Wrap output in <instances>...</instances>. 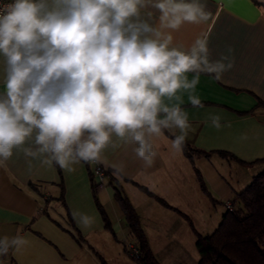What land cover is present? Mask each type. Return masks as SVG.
I'll return each instance as SVG.
<instances>
[{"label": "crops", "instance_id": "0c3cea01", "mask_svg": "<svg viewBox=\"0 0 264 264\" xmlns=\"http://www.w3.org/2000/svg\"><path fill=\"white\" fill-rule=\"evenodd\" d=\"M155 2L145 0L139 19L159 28L161 13L153 6ZM185 2L201 5L208 18L184 22L176 30L161 29L172 35L171 47L188 52L198 37L206 36L208 61L221 62L226 68L218 79L216 74L200 72L194 90H181L177 93L180 100L165 99V103L179 104L187 114L190 127L185 144L205 155L195 154L193 166L183 148L177 151L172 147L174 136L180 134L173 127L149 138L156 153L150 166L136 155L134 142L113 135L100 161H81L68 170L46 162L50 153L39 151L34 130L24 144L13 148L9 160L0 161V238L19 236L24 241L0 255V264H95L94 239L108 234L118 240L129 230L109 178L95 199L92 176L96 166L119 181L141 218L154 254L166 239L180 238L178 231L184 228L185 217L199 214L198 206L205 202L198 188L214 202L201 190L197 169L212 198L225 207L264 169V0ZM229 63L231 68H227ZM4 68L0 56V93L4 91ZM194 75L187 73L189 80ZM190 94L197 96L202 106H193ZM210 115L222 117L220 129L211 125ZM26 150L35 155L26 154ZM219 152L235 159L224 158ZM62 193L64 204L47 202ZM74 211L92 217L91 226L83 227Z\"/></svg>", "mask_w": 264, "mask_h": 264}, {"label": "clouds", "instance_id": "9594fccd", "mask_svg": "<svg viewBox=\"0 0 264 264\" xmlns=\"http://www.w3.org/2000/svg\"><path fill=\"white\" fill-rule=\"evenodd\" d=\"M145 0H0V56L4 91L0 93V161L24 144L34 130L47 163L71 165L100 161L113 135L134 142L136 155L151 165L149 142L162 129L177 128L172 147L182 150L188 116L179 104L181 90H194L200 72L216 74L226 66L211 64L207 38L190 51L171 47L161 29L199 23L208 14L198 3L156 0L159 28L139 19ZM203 66V67H202ZM229 63L227 68H231ZM196 75L191 80L187 73ZM193 106L201 100L190 94ZM211 125L222 127L220 115ZM26 154L35 153L26 150ZM83 227L93 218L74 211ZM24 243L19 236L0 238V255Z\"/></svg>", "mask_w": 264, "mask_h": 264}, {"label": "trees", "instance_id": "16d2710c", "mask_svg": "<svg viewBox=\"0 0 264 264\" xmlns=\"http://www.w3.org/2000/svg\"><path fill=\"white\" fill-rule=\"evenodd\" d=\"M183 151L193 166H195V154L205 155L204 152L190 148L185 143ZM219 154L229 160L235 159L233 155L227 152H219ZM196 172L201 190L216 202L207 189L200 171L197 169ZM106 176L110 179V185L115 190V201L123 214L125 224L135 243L131 245L137 249L138 255L131 256L127 246H125V251L136 264H160L151 249L142 227L141 218L125 195L119 181L113 178L109 172L106 173ZM103 186L98 184L92 176L95 199H97L98 192ZM53 200L64 204L63 193L61 197L49 199L47 202L50 203ZM158 200L164 206L169 207L165 201ZM230 204L231 209L226 207L227 211L222 222L212 234L203 236L194 231L196 248L199 254L198 264H264V169L252 178L250 184L238 193ZM185 218L187 221L189 220L187 217ZM105 226L108 230L111 229V224L106 217ZM97 256L103 264H106L100 255Z\"/></svg>", "mask_w": 264, "mask_h": 264}, {"label": "rangeland", "instance_id": "374dc122", "mask_svg": "<svg viewBox=\"0 0 264 264\" xmlns=\"http://www.w3.org/2000/svg\"><path fill=\"white\" fill-rule=\"evenodd\" d=\"M198 191L199 197L204 199L205 204L200 203L197 209L199 214L189 219V222L183 223L184 228L178 231L180 238L166 239L163 241L164 245L161 249L156 248L154 255L160 264H198L199 254L196 248L194 231L203 236L210 235L222 222L223 216L227 211L226 207L210 201L200 192L199 188ZM186 235H188V241L185 240ZM181 237L184 240H181ZM94 241L97 244L93 255L96 259L95 264H103L97 255H100L106 264H136L127 251L124 250V246L129 249V245L135 244L129 230L120 235L118 240L111 239L106 234L105 236L97 237ZM155 241L158 242L157 239ZM189 241H192V243L190 244Z\"/></svg>", "mask_w": 264, "mask_h": 264}, {"label": "built area", "instance_id": "2783aa9c", "mask_svg": "<svg viewBox=\"0 0 264 264\" xmlns=\"http://www.w3.org/2000/svg\"><path fill=\"white\" fill-rule=\"evenodd\" d=\"M3 2H11V0H3ZM85 163H90V162H85ZM106 173H107V171L103 168V167H101V166H96L95 168H94V171H93V176H94V178L98 181V183L99 184H101V185H106V183H107V176H106ZM226 207L228 208V209H231V204L230 203H228L227 205H226ZM129 251H130V254H131V256H136V255H138V251H137V249L133 246V245H129Z\"/></svg>", "mask_w": 264, "mask_h": 264}]
</instances>
